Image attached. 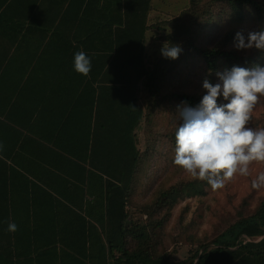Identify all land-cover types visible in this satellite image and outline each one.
<instances>
[{
	"label": "crops",
	"instance_id": "0c3cea01",
	"mask_svg": "<svg viewBox=\"0 0 264 264\" xmlns=\"http://www.w3.org/2000/svg\"><path fill=\"white\" fill-rule=\"evenodd\" d=\"M109 6L0 0V264L13 252L19 262L74 264L87 252L88 230L102 234V208L89 189H100V179L89 182L88 154L96 127L101 133L117 117L112 109L97 112L113 56L103 46V21L115 17ZM80 50L91 57L87 77L73 69ZM7 221L18 230L8 232ZM93 240L101 261V243Z\"/></svg>",
	"mask_w": 264,
	"mask_h": 264
},
{
	"label": "trees",
	"instance_id": "16d2710c",
	"mask_svg": "<svg viewBox=\"0 0 264 264\" xmlns=\"http://www.w3.org/2000/svg\"><path fill=\"white\" fill-rule=\"evenodd\" d=\"M111 3L115 17L104 20L102 26L103 46L113 53V56L107 55L106 60L112 59V66L109 63L103 68L104 100L102 103L98 101L97 112L112 109L117 112V117L111 124L104 122L101 133L96 127V132L89 137L88 154L89 182L93 177L100 179V189L91 184L89 189L96 198V206L102 208V234L100 236L97 231L94 236L95 231L88 230L90 244L87 252L81 253L80 260L74 264H264V199L255 211L241 215L211 240L198 243L195 249L189 250L187 257L177 261L164 249L162 236L179 187L162 190L150 207L142 208L140 213L147 219L136 217L130 210L135 176L143 153L138 147L136 130L157 105V81L169 72V63L173 59L162 55L151 63L147 59L146 34L154 26L149 23L152 0H103L104 12L110 10ZM194 7L190 13H181L164 23L171 29L166 34L167 42L179 44L183 49L179 63L203 60L208 69L215 72L231 70L233 66L251 68L258 63L257 57L243 56L235 49L201 46L188 26L194 13L201 16L199 7L196 10ZM221 14L231 22H252L264 30V0H222L220 13H209L205 24H218ZM235 35L236 31H227L226 41H232ZM187 48L195 55L183 54ZM111 80L117 85L105 87V83ZM114 90L116 96L112 100L105 98V93ZM173 97L192 107L201 100L182 92L174 93ZM142 99L146 106L141 103ZM221 102L227 103L218 99V104ZM172 136L176 144V133ZM93 238L97 239V244L101 243V261L94 260ZM97 251L99 253L98 248ZM4 264L67 263L45 262L36 257L19 262L13 252L8 254Z\"/></svg>",
	"mask_w": 264,
	"mask_h": 264
},
{
	"label": "rangeland",
	"instance_id": "374dc122",
	"mask_svg": "<svg viewBox=\"0 0 264 264\" xmlns=\"http://www.w3.org/2000/svg\"><path fill=\"white\" fill-rule=\"evenodd\" d=\"M193 6L194 10L199 7L201 16L194 13L188 26L201 46L235 49L243 56L257 57L259 61L256 65L264 66V50H237L234 39H225L230 30L241 32L247 37L251 31H260L257 25L252 22H231L228 18H223L225 13L219 17L221 22L218 24H205L209 13H220L222 0H153L149 23L154 26L146 34V54L150 63L155 57L162 55L161 48L167 42L166 34L171 31L164 23L181 13H190ZM190 53L195 55L190 49L183 52ZM179 60L180 56L172 60L169 72L157 81V105L149 118H144L136 130L138 147L143 153L130 198V210L135 212L134 215L147 219L140 210L150 207L162 190L176 185L179 187L162 236L164 249L176 261L187 257L190 249H195L202 241L211 240L241 215L255 211L264 199V188L252 187V181L259 173L264 172V162H253L249 176L237 175L218 190L211 189L206 181L193 179L184 169L174 164L176 144L172 135L176 133L180 123L178 108L183 107L184 103L176 100L173 94L182 92L202 98L206 94L202 87L204 79L207 78L213 84L219 82L217 71L208 69L203 60H192L189 64L179 63ZM218 99L223 100L222 97ZM141 103L146 106L143 99ZM248 126L264 129V96L259 98Z\"/></svg>",
	"mask_w": 264,
	"mask_h": 264
},
{
	"label": "clouds",
	"instance_id": "9594fccd",
	"mask_svg": "<svg viewBox=\"0 0 264 264\" xmlns=\"http://www.w3.org/2000/svg\"><path fill=\"white\" fill-rule=\"evenodd\" d=\"M237 50L256 48L264 50V30L251 31L247 37L237 32L234 38ZM182 47L165 42L161 54L177 59ZM73 69L87 77L92 69L91 57L76 51ZM218 83L203 81L206 94L195 107L184 102L178 108L180 123L176 130L173 162L193 179L206 181L213 190L221 189L237 175L249 176L253 162H264V129L248 126L259 98L264 96V66L259 64L217 72ZM222 97L227 103H219ZM252 187L264 188V172L252 181ZM7 231L14 233L18 225L7 221Z\"/></svg>",
	"mask_w": 264,
	"mask_h": 264
}]
</instances>
